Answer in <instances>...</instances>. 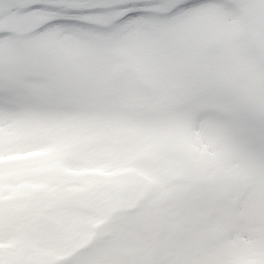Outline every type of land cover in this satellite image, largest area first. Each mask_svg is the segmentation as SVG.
I'll return each instance as SVG.
<instances>
[{"label":"snow or ice","instance_id":"obj_1","mask_svg":"<svg viewBox=\"0 0 264 264\" xmlns=\"http://www.w3.org/2000/svg\"><path fill=\"white\" fill-rule=\"evenodd\" d=\"M233 7L0 0V160L48 153L46 171H8L46 193L13 201L0 163V264H248L231 255L245 247L264 264V235H238L232 210L243 193L264 217V113L206 54Z\"/></svg>","mask_w":264,"mask_h":264},{"label":"clouds","instance_id":"obj_2","mask_svg":"<svg viewBox=\"0 0 264 264\" xmlns=\"http://www.w3.org/2000/svg\"><path fill=\"white\" fill-rule=\"evenodd\" d=\"M233 9L226 23L234 30L224 31L211 39L208 56H227L235 68L228 85L250 118L264 113V89L257 84L264 72V0H232Z\"/></svg>","mask_w":264,"mask_h":264},{"label":"rangeland","instance_id":"obj_3","mask_svg":"<svg viewBox=\"0 0 264 264\" xmlns=\"http://www.w3.org/2000/svg\"><path fill=\"white\" fill-rule=\"evenodd\" d=\"M36 152L37 151L35 150V151H29V152H26V153H29L30 154L29 156L31 157V159H33L37 155ZM38 155H41V153H39V151H38ZM47 157H48V153L43 151L42 152V161L43 162L46 161ZM20 163L21 164H26L27 166H33L32 170L34 171V165L33 164L27 163V162H20ZM41 166L44 167V164L41 165ZM46 170L47 169L44 168L43 171H46ZM72 175L76 176V173H74ZM31 185H32V183H28L27 187L29 188ZM42 187L45 188L44 185ZM244 202H245V205L241 206V209L235 210L233 208V206L235 204L236 205L240 204V203L242 204ZM232 210H233V225L242 226V229H238V230L233 228L238 235L240 233H247L248 236H251L253 238L259 236L257 234L256 227H257L258 224H260L262 222V218L264 219V217H259V216L255 215L250 210L249 204H248V201H247L246 197H237L233 201ZM240 249H242L247 254V257L249 259V263L253 264L255 258L257 257L256 256V252H257V255H258V250L255 249V248L253 249V248H248V247L240 248ZM42 254H44V255H58L59 253H58L57 249L46 248V249L42 250Z\"/></svg>","mask_w":264,"mask_h":264}]
</instances>
